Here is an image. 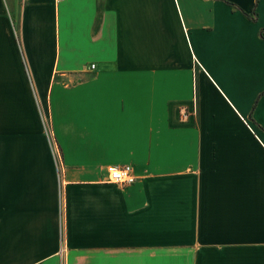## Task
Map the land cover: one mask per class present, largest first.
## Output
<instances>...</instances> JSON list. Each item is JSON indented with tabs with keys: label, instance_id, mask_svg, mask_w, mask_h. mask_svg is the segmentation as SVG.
Listing matches in <instances>:
<instances>
[{
	"label": "crops",
	"instance_id": "1",
	"mask_svg": "<svg viewBox=\"0 0 264 264\" xmlns=\"http://www.w3.org/2000/svg\"><path fill=\"white\" fill-rule=\"evenodd\" d=\"M228 1L0 0V264H264V0Z\"/></svg>",
	"mask_w": 264,
	"mask_h": 264
},
{
	"label": "built area",
	"instance_id": "2",
	"mask_svg": "<svg viewBox=\"0 0 264 264\" xmlns=\"http://www.w3.org/2000/svg\"><path fill=\"white\" fill-rule=\"evenodd\" d=\"M93 67H94V64L91 65V68ZM57 158L59 160V156ZM59 163H60V160H59ZM135 179L136 177L133 173L131 165L129 164H123L121 166L112 168L108 175L109 181L117 185H120V186L130 185L135 181Z\"/></svg>",
	"mask_w": 264,
	"mask_h": 264
},
{
	"label": "rangeland",
	"instance_id": "3",
	"mask_svg": "<svg viewBox=\"0 0 264 264\" xmlns=\"http://www.w3.org/2000/svg\"><path fill=\"white\" fill-rule=\"evenodd\" d=\"M41 107V106H40ZM41 110V131H42V136L43 138L46 140V144H48V146H50V150L51 151V155L54 157V164L57 166H59V160H58V151L56 150L55 146H54V142L53 139L51 137V133H50V126H49V115L47 112V109H44L43 107L40 108ZM181 117H186V113L184 111H182L181 113Z\"/></svg>",
	"mask_w": 264,
	"mask_h": 264
},
{
	"label": "trees",
	"instance_id": "4",
	"mask_svg": "<svg viewBox=\"0 0 264 264\" xmlns=\"http://www.w3.org/2000/svg\"><path fill=\"white\" fill-rule=\"evenodd\" d=\"M222 1H224L226 4L232 6V7L235 8V9L240 10V11L243 12L248 18H250V19H252V20H254V19L256 18V15H257V14L255 13V10H254V9L252 10L251 13H247V12L243 11L241 8H239L236 4H234V3H232V2H230V1H228V0H222Z\"/></svg>",
	"mask_w": 264,
	"mask_h": 264
}]
</instances>
